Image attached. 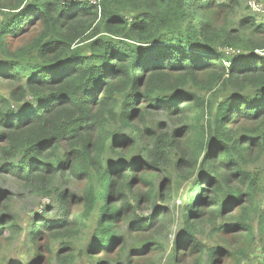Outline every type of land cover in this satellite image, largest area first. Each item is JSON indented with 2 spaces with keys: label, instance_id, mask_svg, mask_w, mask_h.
I'll return each mask as SVG.
<instances>
[{
  "label": "trees",
  "instance_id": "obj_1",
  "mask_svg": "<svg viewBox=\"0 0 264 264\" xmlns=\"http://www.w3.org/2000/svg\"><path fill=\"white\" fill-rule=\"evenodd\" d=\"M15 2L11 10L19 11L16 19L0 21V79L18 87L10 98L16 107L0 96L1 172L9 171L32 194L57 199L63 209L66 205L64 216L70 200L78 195L71 187L83 184V207L70 238L79 239L77 234L95 218L86 251L98 248L105 256L93 257L95 264L132 259L136 247L124 257V239L117 226L141 201L157 209L154 192L144 193L138 182L151 189L160 171L168 170L175 152L166 129L155 135L158 123H147L145 106L133 109L136 99H143L147 109L156 113L183 116L200 107L196 119L203 120L204 103L198 94L216 89L215 97L223 96L213 119L207 115L205 125L187 128L188 156L182 153L176 162L178 169L186 165L173 182L198 177L182 208L184 229L175 239L173 264H187L194 257L195 264H222L215 262L229 254L224 246L206 247L197 240L206 226L215 234L250 235L255 223L257 233L264 235V202L258 200L264 196V182L247 171L253 162L264 163V58L253 54L264 52V30L245 35L249 25H256L253 17L241 21L238 33L211 22L214 15L234 9L237 0ZM32 22L42 24V33L10 56L4 41L8 36L17 38ZM191 47L198 53H191ZM225 49L244 53L227 68L220 51ZM241 57L244 61L238 62ZM28 96L32 104H40L16 111ZM9 161L17 163L10 167ZM231 180L245 190L228 188ZM207 203L212 210L209 223L204 213ZM8 211L2 222L13 218ZM233 211L237 218L224 219ZM158 214L153 219L157 226L172 229L174 219ZM135 218L128 219L129 229H142ZM43 224L57 236L56 223ZM31 229L28 235L35 245L33 237L40 230L38 225ZM155 237L140 244L156 251L160 246ZM237 253L241 262L248 256V250ZM41 259L38 255L28 264ZM72 261L70 256L62 264Z\"/></svg>",
  "mask_w": 264,
  "mask_h": 264
},
{
  "label": "rangeland",
  "instance_id": "obj_2",
  "mask_svg": "<svg viewBox=\"0 0 264 264\" xmlns=\"http://www.w3.org/2000/svg\"><path fill=\"white\" fill-rule=\"evenodd\" d=\"M89 1L94 4L100 2V0ZM250 1L251 0H237V5L234 9L228 10L227 13L214 15L212 17L213 21H211L212 24L217 27L224 26L228 30H233L238 33L240 32L241 21L247 20L246 18L248 17H253L256 25H249L250 28L243 32L245 35H249L250 32L255 29L258 33H261L264 30V15L251 11ZM15 3V0H0V7H4V10H0L2 14L0 15V21L8 22L10 19H16V16L19 15V11L11 10L15 6ZM260 3L264 6V0H259L256 4V9L261 6ZM126 16L130 19L131 15L126 14ZM28 18H30V16ZM42 30L43 26L40 22H32L23 27L21 34L17 38L11 39V37L8 36L4 43L9 55L13 56L23 47L30 46L42 33ZM241 50L242 49L220 50L226 57L223 60V65L228 68L236 55H243L244 52ZM192 52L198 53L193 48L191 53ZM253 54L257 55V57L264 58V52L255 51ZM237 61H244L243 57L237 58ZM209 73L210 72L206 73L204 76ZM143 74L148 76L150 73L143 72ZM16 86L17 84L14 85L10 81L0 79V96L6 98L13 107L16 106L10 98L13 93H17L18 87ZM215 91L198 94L200 101L204 103L205 113L203 115V120L196 119L197 114L200 113V107L191 111L189 114L180 116L175 112H150L143 99H136V105L133 109H138L137 111H140V109L145 106V119H147V123L150 125L152 123H158V127L154 129L155 135L159 134L160 129H166L164 133H167L171 137L168 143H171L175 152L173 153L168 170L165 172L160 171V174L153 180L151 189L149 184H141L138 182V187L142 189L144 193H147L149 190L151 193L154 192V195H156L154 200L157 209H153L151 208V204H146V202L141 201L140 204L136 206L135 212L128 215L124 223L117 226L120 227V234L124 239V257L131 252L133 246L136 247L137 250V252L131 254L132 259L129 262L122 257L120 264H173L175 239L178 233L184 229L182 208L187 204V192L192 189V185L198 177H193L189 182H184L181 179L173 182L178 175V171L181 172L184 170L186 165V163H184L183 167L178 169L176 162L183 155L182 153L186 155L185 157L188 156V150L184 146L185 139L188 137V135L185 134L187 128H190V125H195L197 128L201 125H205V119H207L208 116L213 119L212 116H214L216 107L223 101L222 94H218L217 98L215 97ZM25 100L27 103H23V106L15 108L16 111H19V109L22 111L27 106L37 107L40 104L37 101L32 104L33 100L29 96ZM192 104L193 102L190 103V105ZM210 106L212 107V114H209ZM23 113H25V111H23ZM132 119L135 118L132 117ZM8 163L10 167H14L13 164L15 165L17 161L13 164L12 161ZM8 163H6V165ZM1 165L5 166V163H1ZM247 171L256 177L259 176L260 180L264 182V163L262 161L251 163L247 167ZM7 172H1L0 166V264H28L31 260L34 261L38 255L42 257L38 264H62V261L70 256H73V261L70 264H95L93 257H96V260L105 257L98 248L90 252L86 251L89 238L92 234V228L95 227V218H93L87 230H84L81 234H77L79 239L70 238V234L76 229L73 225V221L80 214L83 207L82 195L80 193L83 184H80V186L76 184V188L71 187V192L78 195L70 200L67 214L64 216L66 205L63 209L58 205L57 199L52 200L48 197H39L36 194H32L29 188L15 182L14 177L9 171ZM227 184L228 188H239L242 192L245 190L244 187H240L239 182L236 180H231ZM196 192L197 191H194L192 196L196 197ZM170 193L172 194L170 195ZM258 200L263 203L264 196L259 195ZM208 203V206L204 207L206 223L212 220V210ZM7 208H9L8 213L13 215V218L9 221L5 219V221L2 222L3 219L1 220V218L3 216L5 217ZM96 213L95 211L94 214ZM156 213H159L158 217H162V219L164 214L166 217H172L174 219L173 228L167 230L157 226L155 220H153L156 218ZM226 213L223 215H226ZM238 215L237 211H233L224 219L237 218ZM131 216H136V221L134 220L135 224L143 227L142 229H129L128 219ZM149 219H151V221H148ZM43 221L56 223L53 226L58 230L57 236H54V233L51 231L44 229ZM220 222L221 218L216 221L217 224ZM35 225H38L40 234L38 237L37 235L33 237L36 240L35 245H32L28 234L32 231L31 228L35 229ZM9 227H12V230H10ZM154 234H156L155 241L160 247L156 251H151L150 246L144 249L143 244L140 243L152 239ZM197 240L206 247L218 243L229 251L226 257L216 259L215 263L222 261V264H262L264 262V235H259L257 233V225L255 223L254 231L250 233V235L238 232L215 234L210 230L209 226H206L203 232L201 231L199 234ZM67 242L69 244L65 245L64 243ZM240 249L248 250V256L243 259V262L239 259L241 258L240 254L237 253ZM182 251L184 253L186 252L185 250ZM84 252L93 254L94 256L89 257ZM108 256L112 259H117L116 254L108 253ZM187 264H195V257L193 259L189 258Z\"/></svg>",
  "mask_w": 264,
  "mask_h": 264
},
{
  "label": "built area",
  "instance_id": "obj_3",
  "mask_svg": "<svg viewBox=\"0 0 264 264\" xmlns=\"http://www.w3.org/2000/svg\"><path fill=\"white\" fill-rule=\"evenodd\" d=\"M259 2V0H251L250 1V6L252 8L251 11L258 13V14H263L264 15V6L262 5V3H260V7H258V9H256V4Z\"/></svg>",
  "mask_w": 264,
  "mask_h": 264
}]
</instances>
